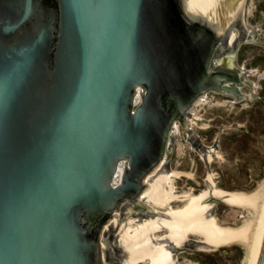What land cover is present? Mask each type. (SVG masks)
<instances>
[{
	"label": "water",
	"instance_id": "obj_1",
	"mask_svg": "<svg viewBox=\"0 0 264 264\" xmlns=\"http://www.w3.org/2000/svg\"><path fill=\"white\" fill-rule=\"evenodd\" d=\"M243 23L186 0H0V264H122L105 226L132 203L161 215L139 198L175 123L211 91L242 98Z\"/></svg>",
	"mask_w": 264,
	"mask_h": 264
},
{
	"label": "bare ground",
	"instance_id": "obj_2",
	"mask_svg": "<svg viewBox=\"0 0 264 264\" xmlns=\"http://www.w3.org/2000/svg\"><path fill=\"white\" fill-rule=\"evenodd\" d=\"M247 4V0H186L187 9L194 15L205 16L216 23L235 24L239 19L244 21L246 34H250L252 30L249 28L247 13L250 14L253 7H247ZM248 37L250 35L246 38ZM247 80L245 78V84H249ZM250 85L254 87L252 82ZM241 90L243 92L242 86ZM250 96L243 92L242 98ZM212 97L210 93H206L197 99L188 117L192 118L191 124H198L195 119L200 120L197 107L211 102ZM238 100L240 101L236 98L218 101L217 104L225 105L229 102L233 105ZM178 123H175L172 136L180 133ZM187 126L186 123L184 127L189 129ZM171 139L172 137L170 143ZM170 145L162 161L147 176L146 187L139 198L161 215L133 209L132 203L119 208L105 226L106 232L114 233L116 230L113 243L122 251V264H179L182 260L177 252L189 243L192 244V241L199 248L212 250L238 244L245 250L243 264H256L264 239V180L250 191L227 190L221 188L216 182L215 174L209 172L206 179L208 187L199 193H195L193 187L181 191L176 180L185 175L193 179L196 176L194 172L167 166ZM201 154L207 164L216 157L224 160L220 152L213 148H204ZM124 165V161L119 165L117 183L122 179ZM219 201L241 210L240 223L221 222L216 213H213L214 202ZM174 202L182 204L176 206L173 205ZM106 246L104 242V253Z\"/></svg>",
	"mask_w": 264,
	"mask_h": 264
},
{
	"label": "rangeland",
	"instance_id": "obj_3",
	"mask_svg": "<svg viewBox=\"0 0 264 264\" xmlns=\"http://www.w3.org/2000/svg\"><path fill=\"white\" fill-rule=\"evenodd\" d=\"M247 3V7H253L251 13H247L249 28L253 30L239 45L236 56L238 64L248 71L245 70L244 79L254 84V87L244 84L243 92L253 96L233 105L229 102L223 105L217 102L235 98L209 92L212 101L197 107L200 120L194 119L198 124H191L192 118L186 121L189 129L178 123L180 133L172 136L167 166L194 172L196 176L194 179L186 175L178 178L176 184L181 191L193 187L194 192L199 193L208 187L209 172L214 173L217 184L227 190L250 191L264 180V0H247ZM202 148L218 150L224 160L216 157L207 164L201 154ZM180 204L182 202L173 203ZM214 204L213 213L221 222L240 223L241 210L220 201ZM114 233H106V245L116 252L118 249L112 241ZM177 253L184 261L179 264H243L245 256V250L238 244L212 250L197 247L195 241Z\"/></svg>",
	"mask_w": 264,
	"mask_h": 264
},
{
	"label": "flooded vegetation",
	"instance_id": "obj_4",
	"mask_svg": "<svg viewBox=\"0 0 264 264\" xmlns=\"http://www.w3.org/2000/svg\"><path fill=\"white\" fill-rule=\"evenodd\" d=\"M260 19L262 20V17H261ZM252 30H253V29H252ZM238 32H239V30H238ZM251 32H252V31H251ZM245 33H246V32H245ZM248 35L251 36V33H250V34L247 33V36H248ZM247 36H246V37H247ZM246 39H248V38H246ZM233 53H234L233 50H231V51L228 52L229 55H231V54H233ZM236 62H237V56H236ZM237 64H238V62H237ZM238 66L241 67V65H239V64H238ZM211 92H216V91H211ZM216 93L225 94V93H222V92H216ZM227 95H228V94H227ZM230 96H232V95H230Z\"/></svg>",
	"mask_w": 264,
	"mask_h": 264
}]
</instances>
